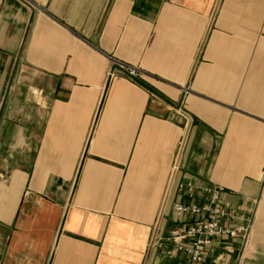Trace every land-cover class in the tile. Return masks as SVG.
<instances>
[{
    "label": "crops",
    "instance_id": "1",
    "mask_svg": "<svg viewBox=\"0 0 264 264\" xmlns=\"http://www.w3.org/2000/svg\"><path fill=\"white\" fill-rule=\"evenodd\" d=\"M217 205L198 264H264V0H0V264H196Z\"/></svg>",
    "mask_w": 264,
    "mask_h": 264
},
{
    "label": "built area",
    "instance_id": "2",
    "mask_svg": "<svg viewBox=\"0 0 264 264\" xmlns=\"http://www.w3.org/2000/svg\"><path fill=\"white\" fill-rule=\"evenodd\" d=\"M121 67H124L123 64H120ZM125 73L130 78H135L139 76L140 70L136 67L128 66L125 67ZM113 74V69L111 71ZM206 207L198 206H188L183 204H175L174 210L178 217L187 215V214H198L203 210H206ZM211 219L209 221H198L186 228H175L171 231L169 239L175 244V247L178 251L186 253L192 262L198 264L204 258L205 249L210 244L211 239L218 235L227 234L230 236L237 235L240 232V229L229 230L224 229L220 220L223 216L228 215L223 207L217 205L213 209H210ZM161 227V221L158 219L154 224V234L150 241V247H154L160 243L162 240L159 235ZM190 242H186V241Z\"/></svg>",
    "mask_w": 264,
    "mask_h": 264
},
{
    "label": "rangeland",
    "instance_id": "3",
    "mask_svg": "<svg viewBox=\"0 0 264 264\" xmlns=\"http://www.w3.org/2000/svg\"><path fill=\"white\" fill-rule=\"evenodd\" d=\"M175 211V210H174ZM154 224L155 223H153V225H152V227H151V231H150V241H151V239H152V236H153V234H154ZM160 229H161V227H160ZM161 231V230H160ZM171 233V232H170ZM159 235L161 236V232H159ZM168 240H170L169 238H168ZM171 241V240H170Z\"/></svg>",
    "mask_w": 264,
    "mask_h": 264
}]
</instances>
